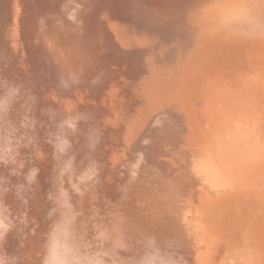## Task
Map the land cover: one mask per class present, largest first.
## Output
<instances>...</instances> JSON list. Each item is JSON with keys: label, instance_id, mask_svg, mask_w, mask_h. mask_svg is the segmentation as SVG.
<instances>
[{"label": "bare ground", "instance_id": "bare-ground-1", "mask_svg": "<svg viewBox=\"0 0 264 264\" xmlns=\"http://www.w3.org/2000/svg\"><path fill=\"white\" fill-rule=\"evenodd\" d=\"M188 1L159 0V4L157 3L158 5H155L159 7L157 8V13L163 20L166 18V20H170L171 22L176 21L177 18L180 20L181 17L182 21L184 20L182 23L184 28L192 27L190 24L192 22L184 14L186 11H190L191 13L194 12V14L196 12L206 18L210 16L217 19L228 18L234 25H251L253 22H263L264 30V16L261 14L264 10V3L261 0ZM161 2L166 4L163 7L164 9H161ZM48 3L49 7L45 8L40 0H0V8L4 6L8 10L6 16L8 20L6 21L8 23L11 22L13 25V32L11 33L19 34V36L20 34H29L28 38H25L27 39V45L32 44L29 40L40 42H37L41 46L39 48H42L41 50L51 59L50 61L48 59L47 62L50 64L52 61L50 68H55V73L62 79L60 83L65 86H70L77 85V83H82L83 81L89 82L90 80H95L96 84H101L95 90V93L99 95V105H106L105 98L102 95V89L106 85L104 83V76L108 77V75H105L108 74V65L112 62L113 58L121 62L123 60L122 58H124L123 53L132 50L133 45L135 46L134 41L126 40L121 42L120 39L114 36L108 39L109 35L107 32L109 30L102 22L104 20L103 7L98 5L99 0H51ZM147 3L140 0L134 6L127 5V8L135 11L136 16L142 18L146 24L151 19L149 15L150 11L152 12L156 8ZM208 3H212V5ZM187 4L189 9L186 8ZM219 4L222 7H219ZM123 8L126 9L123 6L121 10ZM10 28L12 27L10 26ZM15 34L14 38L17 39ZM22 37L24 38L23 35ZM22 37H18L19 41L21 39L24 41ZM26 42L24 41L25 44ZM32 46L36 45L32 44ZM28 48L29 46L27 47L28 53H31L33 50L31 49L30 51ZM137 49H135L136 55L132 56L133 58L128 56L130 59H133V62L136 60L140 61L137 55ZM257 53H260V59L264 56L263 49ZM23 55L21 56L23 57ZM43 58L47 59V57ZM31 61L33 62V60ZM263 61L264 59L261 62ZM37 67H35L36 70ZM260 67L258 69H261ZM2 68L0 67V159H4L7 162H0V241H5L8 244L10 243L11 235L21 237L23 243L17 244L16 246L13 242L11 243L16 248L15 250L22 252L18 256L12 255L14 257L13 259H16L15 261H18L19 264H243V260L245 259H240V254L235 247V243L229 245L227 248H224V244L219 249L215 245L213 246V239H208L210 236H214L213 234L216 230L212 231L213 228H210L213 234H210V232L207 233V231L204 232V226L206 225L204 215L210 212L207 209L211 206V202L213 203L214 200L222 197L221 194L229 186H235L237 184V188H245L242 190L246 191L244 195L247 198L246 203L248 201H257L258 203L261 201L264 204V145L262 143V134H259L260 132L257 131V127L254 130L252 129V132L249 129L250 125H248L249 127L247 125L245 126L247 120L249 122L254 121V124L252 123L253 125L256 124L255 120H257V117H260L258 115L259 107L261 108V102L264 99L263 96L260 98L261 95L256 94L252 87H248L243 83L245 79L241 75H234L232 70L226 66H223L221 71L225 73L228 80L230 79L229 82L231 84L228 91L232 94L229 93L228 96L230 98L229 100L232 101V105L235 104L238 95L245 98L247 95L246 92L253 93L254 100L256 101L253 110L248 105V102L243 104L246 112L240 111L243 113L240 119L237 111H235L237 112V117H226V125L222 127L224 128V132L220 138L221 143L218 146L227 152L219 151L225 153V157L221 155L224 157L221 158L225 162L228 160V163L230 161L232 164L234 162L239 163L240 167L239 170L237 168L235 169V167L232 169L231 167V171H227V175L224 173L223 176V170L220 167L221 161L217 158L219 157L217 156L218 146L215 150L213 148L216 154H210L203 149L204 147L202 145L204 144L201 145L200 143L204 151H199L196 146V149H193L195 147H191L195 142V138L190 145L188 144L190 140L186 141V143L184 142V138H188L189 133L184 137V133L182 132L183 134H181V128L184 127L181 122V119L184 120L181 113V115L176 114V112L172 115H162L163 118H160V129L156 132L160 133V137L159 139L156 137L157 143L155 142L153 145H149L151 142L148 140L147 146H150V148H146L147 150L140 149V152L136 156H132L129 153L126 155H117L106 151L107 149L104 146L96 145L97 147H92L88 143L91 140L105 139L106 137L102 129L103 122L99 118L95 117L92 113L79 115V109L72 104H66L65 108H62V112L60 110L57 111L60 106L54 111L55 105L58 106L61 103L55 104L52 102V99H49L50 101L46 98L43 99V95L39 97L33 96L34 98L31 100V93L14 87V81L21 82L23 74L20 72H17L16 75L11 73L5 74ZM261 71L263 72L264 70L262 69ZM262 74V81L264 83V73ZM58 79L57 77L56 80L58 81ZM21 86L18 87L21 88ZM59 87H61V84ZM65 88L63 87L62 89ZM37 91L41 90L39 89ZM234 91L236 95L233 94ZM59 92L61 94V91ZM57 93L58 91L55 93L56 96L54 95L56 99H58ZM54 96L53 98L55 99ZM166 96L170 97L168 95ZM16 97H21L22 100L17 98L18 100L16 101ZM223 97H225V94ZM183 99H186V97ZM180 100L182 101V99ZM197 101L200 100L198 99ZM173 102L175 104V101ZM183 102H186V100ZM164 103L166 102L164 101ZM199 103H195L193 106H196V104L199 105ZM216 103L218 104L219 102L217 101ZM216 103H214L215 107L218 106ZM252 104H254V101ZM179 105L177 108H180ZM210 105H212L213 109V103ZM195 106L194 108H197ZM107 109L110 110L111 108L107 106ZM224 109L226 108L224 107ZM183 110L185 113L186 110L184 108ZM210 110L211 108L208 113H213V110ZM219 112L220 108L216 114L218 115ZM224 113L226 115L225 110ZM205 114L203 113L201 115L204 116ZM230 115L235 114L231 113ZM192 116L194 115L192 114ZM205 116V120L202 119L203 122L205 121L207 124H210L211 117ZM190 119L192 121V118ZM105 121L108 123L107 119ZM23 123H31L29 125L31 128L33 125L34 129H31L30 126L27 128ZM190 124L198 126V123ZM212 124L214 125V123ZM257 124L260 126L259 121ZM10 125L14 127V134L9 130ZM38 126L42 128L37 129ZM76 126L78 129H76ZM218 127V129L221 128L220 126ZM204 131L206 132V130ZM13 135L15 137L14 139H12ZM51 136L62 140L49 142L48 138ZM73 137H78L80 142L72 145L71 139ZM50 140L52 139L50 138ZM201 140H203V137ZM206 140L208 141V139ZM214 141L216 140L211 142L213 143ZM222 143H224V148L221 145ZM207 144L209 145V143ZM153 150H158V153L153 154L155 152ZM163 150H167L168 152L175 150L177 152L176 157H179L181 162L178 161V163L174 164L171 160L163 159V156L159 154ZM74 151L80 156V159L74 158ZM171 156L176 159L174 155ZM123 158L126 159L122 160ZM116 159H119V163ZM179 159L177 158V160ZM229 164L231 165V163ZM229 164L225 166H230ZM5 165L7 166L6 168ZM48 168L50 174L42 175L46 174ZM241 185L244 187H241ZM48 189L51 190L50 193H48ZM10 193H14L15 195L11 196L12 194ZM243 194L241 193V195ZM191 195L196 198L191 197ZM241 195L240 197H242ZM199 197L200 200L198 201L201 202L195 201ZM222 202L220 201L218 205ZM214 204L216 205V201ZM259 208L257 210L260 212L262 207ZM218 209L220 210L221 208L219 207ZM262 209V214H264V208ZM211 213L213 214L212 210ZM222 213L224 212H221V215ZM226 214L228 213L226 212ZM206 215H209V213ZM221 215H219L220 218ZM216 216L218 217V214ZM240 217L242 218L243 215ZM220 218L217 220L220 221ZM249 218L251 217L247 218L248 222ZM243 221L246 222V220ZM243 221L242 225L245 226ZM220 222L225 224L222 221ZM263 224L259 226L264 227ZM214 228L216 229L217 227ZM233 229L231 230L233 231ZM258 229L254 230H257L258 233ZM221 234L220 236L217 235L219 236L218 241L222 237ZM17 237L15 236V238ZM18 240L17 242H19ZM250 241L253 242V240ZM184 251H188L189 255L185 254ZM8 254L2 253L0 249L1 259L8 256ZM248 254L247 256H250ZM9 255L11 256V254Z\"/></svg>", "mask_w": 264, "mask_h": 264}, {"label": "rangeland", "instance_id": "rangeland-1", "mask_svg": "<svg viewBox=\"0 0 264 264\" xmlns=\"http://www.w3.org/2000/svg\"><path fill=\"white\" fill-rule=\"evenodd\" d=\"M41 1H42L43 7L46 8V7H49L48 2L51 0H40V2ZM139 1L140 0H133V2H132V0H99V3H98V5H101L103 7L102 10H103L104 20H102V22L105 26H107V29L109 30L107 32V34L109 35L108 39L110 37L114 36V37H117L118 39H120L121 42L126 41V40H128V41L133 40L134 44H135V46L133 45V48H131L132 50L127 49L128 52L123 53L124 58H122L123 60H121V62L119 60H117L116 58H113L112 62H110V64L108 65L109 66V68L107 70L108 74H105V75H108V77L104 76V78H105L104 83L106 85L104 84L105 86L102 89L103 90L102 95H103V98H105L106 105L105 104H103V106L99 105V102H98V98H99L98 96L99 95L95 93V90L101 84H96L95 80H90L89 82L83 81L82 83H77V85L74 84L75 86L74 85H70V86L66 85L67 87L64 84L60 83V82H62L61 81L62 79H61V77L57 76L58 75L57 73H55L56 72L55 68H53V67L50 68L52 61L50 62V64H49V62H47L48 59H49L48 61H50L51 59L48 58L49 56H47V54L45 52H43V50H41L42 48H39V47H41L40 45H38V43H40V42L35 41V40L32 41V40L28 39L30 42H32V44H34L36 46H32V44L30 42H28L30 44L27 45V42H26L27 39H25V38L26 37L28 38L29 34H27V35L20 34L21 37H22V35L24 36V38L23 37L22 38L26 42V44H25L24 41H22V39H21V41H19V38H20L19 34L11 33V32H13V25L11 22L8 23V21H6V20H8L6 17L8 14V10L6 8H4V6L0 8V11H1L0 14L4 12L3 14L0 15V47H1L0 48V67H3L2 71L5 74L11 73V74L16 75L17 72L18 73L20 72L21 74H23V77H22L23 79L21 82L14 81V84H15L14 87L19 88L25 92L27 91V92L31 93L30 94L31 100L34 97H39V96L43 95L44 96L43 99L46 98L48 101H50L52 99V102H54L55 104L61 103L58 106L55 105L56 107L54 106L55 107L54 111H56L57 107L60 106L57 109V111L60 110L62 112V110L65 108L66 104H72L74 107L79 109V115H81V114L85 115L86 113H90V114L92 113L93 115H95V117L99 118L100 121L103 122V128L102 129L105 132L106 137H105V139L101 138L98 140L89 141L88 143L92 147H95L96 145H101V146H104L105 149H107L106 151H110V152L115 153L117 155H119V154L126 155L129 153L132 156H136L140 152V149L147 150L148 147L150 148V146H147V143L149 141L152 143V144L149 143V145H153L155 142L157 143V139H159L160 133L159 132L156 133V132L160 129V126H161V119L160 118H163L164 115L165 116H167L169 114L172 115V114H174V112H176V114H178V115L181 113L182 118H184V120H182L180 118L182 125L185 127V128L184 127L181 128V134L184 133L185 134V135L183 134V137H184V136L188 135V133H189V137L188 138L185 137L184 142L186 143V141L190 140V143L187 142L190 145L191 142L193 141V139L195 138L196 140L194 139V141H195L194 144L191 145L192 148L196 146L199 149V151L204 149V150H206V152H209L210 154H212V153L216 154V152L214 150L217 149V146L220 145V143H221L220 138L224 132V128H222V127L226 125L225 120L229 117H232V118H234L233 116L237 117V115L240 119V116L243 114L241 112H244V113L246 112V110L243 108V107H245V106H243L244 103L248 102V105L251 106L252 110L254 108L253 106L256 104V101L254 100V98H255L254 94L249 93V92H246L247 95L245 96V98L240 97V95L237 96L238 98L235 96L238 100L236 99V102L234 105L231 104L232 101L229 100L230 98L228 96L229 93L232 94L230 91H228L231 83L229 82L230 79L228 80L225 73L221 72L223 66H226V67H228V69L232 70L234 75H237V74L241 75L243 77V79H245V81L243 83H245V85H247L248 87H252L253 90L255 91V93L261 95L260 98H262V96H263V99H264V83L262 81V77H263L262 73H264V71L263 72L261 71L262 69L264 70V61L261 62L264 59V56L260 59V57H259L260 53L259 54L257 53V52H260L262 49L264 50V39H263L264 38V33H263L264 30H263V25H262L263 22H261V23L260 22H253L251 25L250 24H248V25L247 24H241V25L235 24L234 25V23L231 20H228V18L217 19L213 16L206 18L204 16L197 14L196 12L194 14V12L191 13L190 11H186V12L184 11L185 12L184 14L186 15L187 19H189L192 22V23H190L192 27L184 28V26L182 24L184 20L182 21V18L180 16H179L180 20H179V18H177L178 21L176 20V21H171V22H170V20L169 21L166 20V18H165V20H163V18L161 16H159V14L157 13V10H158L157 8H159V7H156V5L159 4V0H152V1L151 0H141V1L148 2L150 4V6L156 7L155 10H152V12L150 11L149 15H150L151 19H149L148 23L146 24V22L142 18L136 16L135 11H132L129 8H127V5L128 6H131V5L134 6V5L138 4ZM190 1H192V0H189L188 2H190ZM263 1L261 0L262 3H264ZM160 4H161V9H164L163 7H165L166 4L163 2H161ZM208 4L212 5V3H208ZM220 5L221 4H219L218 6L222 7ZM123 6H125L126 9L123 8L121 10V8ZM186 8L189 9L188 4H187ZM191 8H193V7H191ZM245 8H246V6H245ZM261 14L264 16V10ZM158 19H160V20L158 21ZM10 26L12 28H10ZM255 28L258 30H256ZM8 32H9V34H8ZM14 34L17 36V39L14 38L15 37ZM261 39H263V40L261 41ZM21 43L22 44L24 43L25 45L24 44L22 45ZM26 46L27 47L29 46L28 49L30 51H31V49L33 51L31 53H28ZM37 48H39L41 52ZM136 48H138L137 49L138 50L137 55H138L140 61L136 60L133 62V59H130V57H128V56L132 57V56L136 55L135 54ZM15 51H17V52H15ZM112 53L113 52H111V54ZM242 53H243V55H242ZM20 54L21 55L24 54L23 57ZM108 54L111 56L110 53H108ZM112 55H114V54H112ZM43 57H47V59L43 58ZM31 60H33V62ZM35 61H36V63H35ZM37 61H38V63H37ZM114 61H115V64H114ZM210 61H211V63H210ZM19 65H20V67H19ZM37 65H38V67H37ZM118 66H121V67H118ZM257 66H259L261 69H258L259 67H257ZM35 67H37V70L35 69ZM118 68H120V69H118ZM9 70H11V71H9ZM35 71H37V72H35ZM260 72H262V73H260ZM57 77L59 78L58 81L56 80ZM53 78L54 79L56 78L55 79L56 81ZM51 81L52 82L54 81L55 83L54 82L52 83ZM56 82L60 83L61 87H59L60 84H58ZM212 83H214V84H212ZM21 84H23V85L21 86ZM33 84H34V86H33ZM46 85H47V87H46ZM18 86H21V88ZM62 86L64 88L65 87L66 88L62 89L63 88ZM69 87H71V88H69ZM42 88H43V90H42ZM39 89L41 91H37ZM68 89L70 92L69 91L67 92ZM63 90H65V91H63ZM56 91H58V93H57L58 99H56V97H55ZM59 91H61V94ZM262 91H263V93H262ZM160 94H162L161 97H160ZM224 94H225V97H223ZM233 94L236 95V92L234 91ZM166 95L173 97V98L167 97ZM220 95H221V97H220ZM31 96H32V98H31ZM53 96L55 97V99L53 98ZM162 96H163V99H165V100L162 99ZM213 96H214V98H213ZM175 97H176V99H175ZM182 97L183 98L186 97V99H183ZM17 98H19V97H16V101L18 100ZM217 98H219L220 100ZM180 99H182V101ZM188 99H190V100H188ZM198 99L200 101L196 102V100H198ZM19 100H22V98L20 97ZM28 100H29V98H28ZM54 100L55 101L58 100L57 101L58 103L55 102ZM185 100H186V102H183ZM164 101L166 103L168 102V104L164 103ZM173 101H175V104H177L179 102V104L182 103L183 105L182 104L181 105H179V104L175 105ZM190 101H192V102H190ZM217 101L219 102L218 104L216 103ZM253 101H254V104H252ZM194 102L195 103L200 102L199 105H197V104H196V106L194 105L197 108H194V106H193V104H195ZM211 102L213 103V106H214V103H216V105H218V106L217 107L214 106V108L212 109V105H210V104H212ZM250 102H251V104H250ZM188 103H190V104H188ZM165 104H166V106H165ZM204 104H205V106L207 105L206 106V107H208L207 109H205L206 107L203 106ZM87 105H88V107H87ZM109 105H111L112 107ZM178 105L180 108H177ZM261 105L262 106H261V108L259 107V112H258L259 113L258 115L260 117H257V120H255L256 126L253 125L254 121L249 122L247 120V123H245V122L244 123H245V126L247 125V127H249L248 125H250V127H252V128L249 127V129H251L250 131H252V132L256 127L258 128L257 131L260 132L259 133L260 135L262 134V143L264 145V132H263L264 131L263 130L264 129V127H263L264 126V100H262ZM107 106L110 107L111 109L110 110L107 109ZM191 106H192V108H191ZM169 107H170V110H169ZM203 107H205V108H203ZM224 107L226 109H224ZM183 108L186 110L185 113H184ZM210 108H211L210 111L213 110L214 114L212 112H209L210 114L208 113ZM219 108H220L219 114H221L222 117H221V115L216 114L217 111H219ZM172 110H174V111H172ZM180 110H181V112H179ZM224 110L226 112V115L224 113ZM201 111H203V112H201ZM222 111H223V114H222ZM235 111H237L238 113ZM227 112H228V114H227ZM203 113L204 114L206 113L205 115L207 117L208 116L211 117V122H210V124L208 123L209 127H208V124L205 121L203 122V120H202V119L205 120V118H204L205 115L202 116ZM231 113L232 114L234 113L235 115H230ZM236 113H237V115H236ZM192 114L195 116L196 119L194 118V116H192ZM213 116H214V118H213ZM215 116H216V119H215ZM190 118H192V121H194V122H192ZM105 119L108 120V123L105 121ZM188 119H190V120H188ZM221 119H223L224 121ZM195 120H196V122L198 121L197 122L198 126L194 125V124L193 125L190 124V123L197 124L195 122ZM249 120L252 121L251 119H249ZM156 121H158V123H156ZM184 121H186V122L184 123ZM258 121L260 123V126H259V124H257ZM222 122H224V123H222ZM212 123H214V125H217V126L214 127V125ZM26 124H24V125L27 128L31 125V123H26ZM189 124H190V126H189ZM205 124H206V126H205ZM149 126L150 127L152 126L154 128L156 127L155 129H157V128L158 129L155 130L154 128H152V127L150 128ZM200 126H202V127H200ZM218 126H220L222 129L221 128L218 129L219 128ZM33 127H34L33 125H32V128L30 126L31 129H34ZM72 127H74V126H72ZM260 127H262V128L260 129ZM38 128L41 129L42 127L38 126L37 129ZM76 129H78L77 126H76ZM152 129H153V131H152ZM9 130L13 134L15 133L14 127L12 125L9 126ZM204 130H206V132ZM186 131H187V133H186ZM148 132H150V133H148ZM152 132H154L152 134L153 137L155 136L154 138L151 135ZM204 134H205V136H204ZM214 134H216L218 136H216ZM206 136H207V138H205ZM156 137H157V139H156ZM202 137H203V140H201ZM14 138L15 137L13 135L12 139H14ZM50 138L52 140H50ZM209 138L211 141H213V140H216V141H214L212 143L209 140ZM204 139H205V141H204ZM206 139H208V141ZM54 140L58 141L60 139L55 138V137L53 138V136L48 138L49 142H52ZM152 140H153V142H152ZM196 141H198V142L196 143ZM77 142L78 143L80 142L78 137H73L71 139L72 145H76ZM205 142L209 143L210 149H209V145ZM200 143H201V145L202 144L205 145V146L202 145L204 147L203 149H202V146L200 145ZM223 144L224 143L221 144L222 147H223ZM206 146H208V147L205 149ZM196 147L193 149H196ZM213 148H214V150H213ZM217 150H218L217 156H219V157H217V156L216 157L219 158L218 159L219 161H221L220 167L223 170V176H224V173H226V175H227V171L228 172L231 171V169H230L231 167H232V169H233V167H235V169L237 168L239 170V167H240L239 163L234 162L232 164V162L230 161L229 162V163H231V165H230L228 163V160L225 162V160L221 158L225 155V153H222V152L226 151L225 149L222 150V148L220 146H218ZM219 150H221L222 152H220ZM153 151H155V150H153ZM157 151L153 152V154L154 153L157 154L158 153ZM174 151L171 150L168 152L167 150H163V151H160L159 154L161 156H163L162 157L163 159L165 158V159L171 160V161H173L174 164H176V163H178V161H180V159H179V157H176L177 152L175 151V153H174ZM219 152L222 154H220ZM171 155H174V157L176 159H174L173 156H171ZM221 155H223V156H221ZM73 156L75 159H80V156H78V154H76V151H74ZM85 157H87V156H85ZM177 158L179 160H177ZM226 158H228V157H226ZM125 159L126 158H123L122 160H125ZM215 160H216V162L219 163V161L217 159H215ZM115 161H113V162H115ZM117 161L119 163V159ZM0 162L3 163V162H7V161H4V159H0ZM222 163H224V164H222ZM228 164L230 166H225ZM222 165H223V167H222ZM21 166H23V165H21ZM6 167L7 166L5 165V168ZM226 167H229V168H226ZM23 168H25V167L23 166ZM178 169L180 170L179 167H178ZM49 171L50 170L48 168L46 174H42V175L50 174ZM235 186L227 187L226 190H224L223 193L221 194L222 197L217 198L216 200L213 201V203L211 202V204H210L211 206H209V208L207 209L210 212H207V210H205L207 213H209V215H206L207 213L206 214L204 213L205 218H207V219L204 218V220H206V225L204 226L205 227L204 232L207 231V233L210 232V234H213L211 232L210 228H213L212 231L216 230L218 232L217 233L215 231L213 234L214 236L212 235L213 237H211L209 235L210 238H208V239L209 240L213 239V246L215 245V247H218L219 249L224 244H225L224 248H227L229 245H233L235 243L236 244L235 247H236V249H238L239 254H240V259L241 258L245 259V260H243V264H262V263L264 264V256H263L264 255V242H263L264 241V238H263L264 237V227L259 226V225H262L264 223V216H263L264 214H262V211H263L262 208H264V206H263L264 204L261 201L259 203L257 201H252L254 204L251 201H248L246 203L247 198H246V196H244L246 194V191L242 190L245 188L239 189V188H237V186L236 187ZM241 187H244V186L241 185ZM50 191L51 190L48 189V193H50ZM241 193L242 194L244 193V194L241 195ZM10 194H12V193H10ZM237 194H238V196H237ZM13 195H15V194L13 193L11 196H13ZM240 195L244 199L242 197H240ZM223 196H224V198H223ZM231 196H233L235 198H233ZM191 197H194V196L191 195ZM226 197H227V199H226ZM194 198H196V197H194ZM238 198H239V200H238ZM218 199L219 200L220 199H224V200L226 199V200L225 201L220 200L221 202L223 201L221 203L222 204V206H221V204L218 205V203H220V201ZM198 200H200V197H199V199L197 198V200L195 199V201H198ZM229 200H230V202H229ZM215 201H216V205L214 204ZM241 201H243L244 203ZM198 202H201V201H198ZM224 202L227 203L228 205L227 204L225 205ZM246 204H248V205H246ZM236 206H238V207H236ZM240 206H242V207L240 208ZM255 206L258 208L262 207L261 211L259 212L260 208H259V210H257L258 208L256 209ZM219 207L221 208L220 210L218 209ZM210 209L212 210L213 214L211 213ZM223 209H225V210L223 211ZM218 210L220 211V213ZM229 210L231 211L230 213H229ZM243 210H244V212H243ZM245 211L247 213L248 212L249 213L247 214ZM221 212H224L225 214L227 212L228 214H226V217H225V214L222 213V215H221ZM251 212L256 213V214H252ZM210 214H211V217H210ZM217 214H218V217L216 216ZM239 214H241L240 216L243 215L242 218H243V220H246V222L243 221L240 216H238ZM219 215H221V218L219 217ZM231 215H232V217H231ZM213 217L214 218L216 217V218L214 219ZM223 217H225V218H223ZM248 217H251V218H249V222L247 219ZM211 218H213V219H211ZM219 218H220V221L224 222L227 226L225 224H222L219 220H217ZM259 218L261 221L258 220ZM240 219H241V221H240ZM255 220H257V221H255ZM242 221H243V224L246 226V230H245V226L242 225ZM212 222L215 224L213 225ZM258 223H260V224H258ZM254 224H256V225L258 224L257 227ZM239 226H241V227H239ZM214 227H217V228L215 229ZM231 229H233V231ZM252 229L253 230L258 229V233L260 232V234L257 233V230L253 231ZM227 230H228V232H227ZM230 230H231V232H230ZM241 231L244 233H242ZM219 232L223 234V235L221 234L222 237H220V240H219L220 242L218 241L219 236H220ZM235 232H239V233H235ZM247 233L249 234V236ZM242 234H244V235H242ZM253 234L255 237L257 235V237L255 238L253 236ZM217 235H219V236H217ZM15 236L17 237L18 235H15ZM15 236L11 235L10 243H8L9 245L6 244L5 241H4L5 243L0 241V247H1L0 249H1L2 253L11 254V256L8 254V256L4 257L3 259H1V257H0V261H3V264H19L18 261H15L16 259H13L14 258L13 256H18V254H20L22 252L15 250L16 248L14 247L13 244H15V246H16L17 244L23 243V241H21L22 239L20 236H18L17 238H15ZM233 236H234V238L236 237V239H234ZM237 237H239V238L237 239ZM250 237H252V238H250ZM18 238H20V239L18 240ZM257 238H258V240H257ZM15 239H16V241H15ZM243 239H245V241H247V242L243 241ZM17 240L19 242H17ZM214 240L219 245L217 243H215ZM250 240H253V242ZM248 241L252 242V243H249ZM12 242H13V244H12L13 246L11 245ZM247 243H249V244H247ZM252 246H254V247H252ZM10 247H11V249H9ZM12 251H14L15 253ZM184 252H185V254L189 255L188 251H184ZM250 252H252L253 254ZM248 253L250 254V256H247ZM256 256H257V258H256ZM257 260H258V262H257Z\"/></svg>", "mask_w": 264, "mask_h": 264}, {"label": "clouds", "instance_id": "clouds-1", "mask_svg": "<svg viewBox=\"0 0 264 264\" xmlns=\"http://www.w3.org/2000/svg\"><path fill=\"white\" fill-rule=\"evenodd\" d=\"M0 264H3V261H0Z\"/></svg>", "mask_w": 264, "mask_h": 264}]
</instances>
